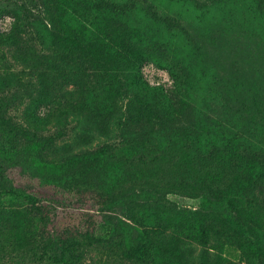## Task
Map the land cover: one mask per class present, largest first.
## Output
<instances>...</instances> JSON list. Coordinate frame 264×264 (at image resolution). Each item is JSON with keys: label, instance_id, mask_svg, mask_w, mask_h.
I'll use <instances>...</instances> for the list:
<instances>
[{"label": "rangeland", "instance_id": "rangeland-1", "mask_svg": "<svg viewBox=\"0 0 264 264\" xmlns=\"http://www.w3.org/2000/svg\"><path fill=\"white\" fill-rule=\"evenodd\" d=\"M43 1L0 0V108L30 131L18 139L0 124V183L54 202L42 214L26 196L0 197V264H47L48 229L105 239L116 224L128 250L146 226L171 232L149 264H243L224 234L231 214L264 238V187L261 203L249 198L261 174L250 159L264 158L263 0H106L124 6L120 15L91 7L98 0H49L62 55L87 62L88 109L37 125L28 115L48 78L31 62L56 51ZM11 12L23 19L13 30ZM62 90L54 112L69 104ZM134 97L137 120L126 110ZM51 135L62 154L108 138L117 147L100 164H53ZM105 250L101 264H132L119 245Z\"/></svg>", "mask_w": 264, "mask_h": 264}, {"label": "trees", "instance_id": "trees-1", "mask_svg": "<svg viewBox=\"0 0 264 264\" xmlns=\"http://www.w3.org/2000/svg\"><path fill=\"white\" fill-rule=\"evenodd\" d=\"M57 1V0H56ZM59 1H57L58 3ZM264 4V0L262 1ZM43 7L45 8L48 25H50V31L54 39V49L51 53H43L38 55L35 53V61L31 62L32 67L36 71L40 72L41 76L48 78L45 83V89L48 95H41L37 99L41 105L35 113H30L28 118L33 120L35 124H49L56 118H59L62 113L71 111L73 114L80 116L87 108L85 92L88 96V86L90 84V78L88 74L87 62L75 57L63 56L60 51L61 40V28L59 26V17L53 10V2L49 0L43 1ZM91 7L104 12H111L116 15H120L125 11L124 6L116 3H111L106 0L95 1ZM15 20L12 25V30L19 25L23 19L19 16V13L11 12L10 14ZM171 72V71H170ZM172 73V72H171ZM175 82V79H174ZM65 89L69 94L67 107H59V112H54L58 96L62 89ZM73 95H77L76 97ZM137 99L130 98L126 106L127 115L133 120H137L138 116L142 115L141 110L137 107ZM45 108V115L41 116L40 110ZM143 111V110H142ZM39 112V113H38ZM0 124L5 127L11 134L16 133L18 139L22 136L20 132H30L24 125L14 122L10 117L6 116V111L0 108ZM105 126L109 125L108 120L104 122ZM122 122L118 121L117 125H121ZM27 134V133H26ZM46 148H50L52 155L57 157L53 161L56 163H67L75 160H89L95 162V164L102 163L105 159H111L116 151V144L112 143L109 138L104 144L96 149L87 150L84 152L74 153L72 151H66L62 154L60 149L62 145L58 144V138L56 136H48L44 139ZM33 146L41 145L42 142L39 138H35L32 142ZM59 155V156H58ZM61 155V156H60ZM254 162H258L261 167V174L255 181L252 190L249 192L250 200L261 203L260 195L263 192L264 187V158L262 159H250ZM59 165V164H57ZM1 184V183H0ZM0 185V197L6 193H14L20 196H26L33 203L34 209L38 213H44L47 209V205L54 202L51 197H44L41 200L33 193L19 191L15 186ZM37 197V198H36ZM128 219L135 222L137 216L134 212H129ZM226 225L230 231L225 232V238L231 243L238 246L243 256V264H264V238L256 237L249 232L240 222H237L231 214H227ZM158 227L146 226L144 228L145 240L139 243L132 249H127L125 242L120 234L121 226L114 227L112 235L109 238H100L94 230H87L85 232L79 231L76 228L66 229L60 235L55 236L48 229L44 235V252L43 255L47 264H87L88 260H92L91 264H101V259L98 257L99 253L104 254L101 251L105 249H111L117 245L122 249L121 258L131 261L132 264H149L153 252L157 249L159 243L165 241L168 236H171L167 230L161 231ZM179 232V231H178ZM181 232V231H180ZM176 233V232H175ZM178 234V233H177ZM207 235L209 241L213 238L209 232H203ZM196 236L197 234L194 233ZM194 236V237H195ZM196 239H199L198 237ZM119 241V242H118ZM198 241V240H196ZM118 242V243H117Z\"/></svg>", "mask_w": 264, "mask_h": 264}]
</instances>
